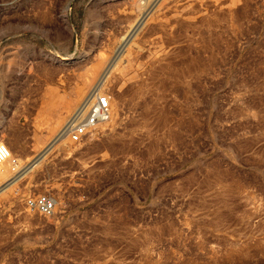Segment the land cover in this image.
<instances>
[{
  "label": "rangeland",
  "instance_id": "rangeland-1",
  "mask_svg": "<svg viewBox=\"0 0 264 264\" xmlns=\"http://www.w3.org/2000/svg\"><path fill=\"white\" fill-rule=\"evenodd\" d=\"M152 1L0 0V142L18 168L92 88L111 104L8 190L56 200L39 264H264V0H158L134 30Z\"/></svg>",
  "mask_w": 264,
  "mask_h": 264
},
{
  "label": "crops",
  "instance_id": "crops-1",
  "mask_svg": "<svg viewBox=\"0 0 264 264\" xmlns=\"http://www.w3.org/2000/svg\"><path fill=\"white\" fill-rule=\"evenodd\" d=\"M41 162L42 160L38 164ZM45 169L47 168L44 167ZM39 172L41 168L33 174L37 176ZM24 176L17 177V174L13 173L9 177L0 179V188L9 180H14L9 187L0 191V264H19L22 258H27L29 263L39 264L41 246L49 249L55 246L56 233L61 226V223L57 225V218L44 219L36 213L29 212L25 203L21 201L23 197L19 189L13 192L8 191L19 184Z\"/></svg>",
  "mask_w": 264,
  "mask_h": 264
},
{
  "label": "built area",
  "instance_id": "built-area-1",
  "mask_svg": "<svg viewBox=\"0 0 264 264\" xmlns=\"http://www.w3.org/2000/svg\"><path fill=\"white\" fill-rule=\"evenodd\" d=\"M111 118L109 96L99 88H92L81 100L69 116L57 136L72 143H81L92 139L98 129ZM14 174L20 170L16 157H11L10 149L0 142V164L9 160ZM25 207L31 213H37L44 218L55 215L56 200L49 193L31 195L25 200Z\"/></svg>",
  "mask_w": 264,
  "mask_h": 264
},
{
  "label": "bare ground",
  "instance_id": "bare-ground-1",
  "mask_svg": "<svg viewBox=\"0 0 264 264\" xmlns=\"http://www.w3.org/2000/svg\"><path fill=\"white\" fill-rule=\"evenodd\" d=\"M158 0H153L152 3L146 8V10L144 11L143 13V16L140 18V20L136 23V25H134L135 27L133 28L134 30L137 29V27L139 26L140 22L144 19V17L148 14V12L151 10L152 6L155 4V2H157ZM137 26V27H136ZM126 40L124 41V44H126ZM123 44V45H124ZM123 45L121 46V48L123 47ZM120 48V47H119ZM121 51V49H119V51L116 53V55L109 61L105 71L102 73V75L100 76L101 79H100V82L102 81V79L106 76L107 72H108V69L109 67L112 65V63L114 62V59L116 58V56L119 54V52ZM47 57H49L50 59L54 60V61H57V62H60V63H65V62H68V61H71L73 60V58H70V57H66V56H62V55H51V54H47ZM75 59V58H74ZM78 88V87H77ZM83 94V93H81ZM71 104V103H69ZM59 107V106H58ZM67 108H69V106H66ZM58 111V110H57ZM62 111V110H61ZM61 114V113H59ZM59 117V115H57ZM57 117V118H58ZM59 120V119H58ZM56 123V122H54ZM59 123V121H58ZM57 124V123H56ZM55 126V125H54ZM57 127V126H56ZM53 128V127H52ZM53 131V130H52ZM51 131V132H52ZM59 133V132H58ZM61 142V138H59L58 136H56L54 138V140L29 164V165H26L24 168H20L19 172L17 173V177H21L24 173L28 172L32 167H34L35 165H37L41 160L42 158L50 151L52 150V148L57 144ZM10 155L11 157H13V153L12 151H10ZM10 162V159L9 160H6L4 161L2 164H5L7 162ZM0 164V167L1 165ZM5 166V165H4ZM16 179V178H15ZM14 180H9V182L5 185H3V187L0 188V191L1 190H4V188H6L7 185H10L11 182H13ZM258 246H261V241L260 242H257ZM231 247V250L233 249V251L235 252L236 251V254H238L240 257H243L242 256V249L241 247L239 249H236V245H230ZM226 254H230V253H226ZM228 257V256H227Z\"/></svg>",
  "mask_w": 264,
  "mask_h": 264
}]
</instances>
